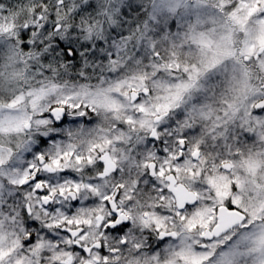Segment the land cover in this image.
<instances>
[{
	"label": "snow or ice",
	"instance_id": "1",
	"mask_svg": "<svg viewBox=\"0 0 264 264\" xmlns=\"http://www.w3.org/2000/svg\"><path fill=\"white\" fill-rule=\"evenodd\" d=\"M0 264H264V0H0Z\"/></svg>",
	"mask_w": 264,
	"mask_h": 264
}]
</instances>
